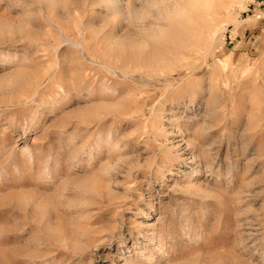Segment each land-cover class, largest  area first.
<instances>
[{
    "label": "rangeland",
    "instance_id": "374dc122",
    "mask_svg": "<svg viewBox=\"0 0 264 264\" xmlns=\"http://www.w3.org/2000/svg\"><path fill=\"white\" fill-rule=\"evenodd\" d=\"M197 1L0 0V264H264V0Z\"/></svg>",
    "mask_w": 264,
    "mask_h": 264
},
{
    "label": "bare ground",
    "instance_id": "6f19581e",
    "mask_svg": "<svg viewBox=\"0 0 264 264\" xmlns=\"http://www.w3.org/2000/svg\"><path fill=\"white\" fill-rule=\"evenodd\" d=\"M117 2H118V1H117ZM113 4H114V3H113ZM118 5H119V2H118V4H115V5H114V8H113V9L115 10V8H116V9L119 11V13H120V10L118 9V8H119ZM193 6H196L197 8H198V7H204L205 10H207V11H211V9L214 8V7H213V6H214V0H204L203 2H202V1H197ZM112 7H113V6H112ZM120 7H121V6H120ZM134 12H135V11H134ZM136 12H138V11H136ZM136 12H135V13H136ZM116 13H117V12H116ZM116 13H115V14H116ZM135 13H133V14H135ZM177 14H178V13H177ZM136 15H137V14H136ZM179 15H180V13H179ZM210 15H211V14H210ZM196 16H197V15H196ZM213 16H214V15H213ZM177 18H179V17H177ZM177 18H176V19H177ZM208 27H209V26H208ZM211 28H212V27H211ZM211 28H209V30H210ZM212 29H213V28H212ZM212 29H211V31L214 30V29H213V30H212ZM201 31H202V30H201ZM206 32H208V31H206ZM192 33H194L193 35H195L196 32H192ZM196 34H197V33H196ZM213 34H214V33H213ZM185 35H186V34H185ZM193 35H192V36H193ZM212 36H213V35H212ZM178 38H179V37H178ZM186 38H188V37L186 36ZM192 38H194V37H192ZM180 40H183V39H182V38H179V41H180ZM184 40H185V39H184ZM208 40H210V39H208ZM179 41H178L179 44H180V43H183L182 41H181V42H179ZM185 42H187V41H185ZM173 43H174V42H173ZM175 43H176V42H175ZM177 45H178V44H177ZM181 45H182V44H181ZM184 45H185V44H184ZM186 45H187V44H186ZM181 48H182V46H181ZM187 48H188V47H187ZM177 49H178V48H177ZM180 51H181V50H180ZM160 53H161V52H160ZM139 55H140V54H139ZM150 56H151V55H150ZM164 58H165V57H164ZM168 58H169V57H168ZM157 59H158V58H157ZM155 61H157V60H155ZM159 61H160V60H159ZM152 64H153V63H152Z\"/></svg>",
    "mask_w": 264,
    "mask_h": 264
}]
</instances>
